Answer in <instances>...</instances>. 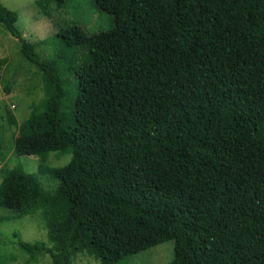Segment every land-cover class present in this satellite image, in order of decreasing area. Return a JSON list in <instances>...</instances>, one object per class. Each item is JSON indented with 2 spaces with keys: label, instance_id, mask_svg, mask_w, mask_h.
Masks as SVG:
<instances>
[{
  "label": "trees",
  "instance_id": "16d2710c",
  "mask_svg": "<svg viewBox=\"0 0 264 264\" xmlns=\"http://www.w3.org/2000/svg\"><path fill=\"white\" fill-rule=\"evenodd\" d=\"M67 1L36 3L56 31L45 58L0 1L43 84L26 120L7 113L14 152L57 183L1 173L0 208L45 222L51 246L17 239L27 264H121L168 241L170 264H264V0H94L114 19L94 35L57 24Z\"/></svg>",
  "mask_w": 264,
  "mask_h": 264
},
{
  "label": "rangeland",
  "instance_id": "374dc122",
  "mask_svg": "<svg viewBox=\"0 0 264 264\" xmlns=\"http://www.w3.org/2000/svg\"><path fill=\"white\" fill-rule=\"evenodd\" d=\"M1 3L15 12L18 20L15 27L24 39L33 44L42 41L37 52L41 58L54 54L58 49L53 41L55 28L50 19L44 16L36 3L38 0H0ZM53 18L61 27L72 23L82 27L89 35L106 32L114 27L111 14L100 10L94 0H69L61 9L50 6ZM21 42L14 38L0 24V141L4 144L5 158L0 164L1 173L5 169L21 166L26 172L36 175L49 190H54L57 183L48 182L47 177L39 172L40 162L37 157L21 155L14 152L15 137L18 129L8 123V111L18 123L30 115V105L42 97V77L39 71L20 54ZM71 153L57 156L52 152L48 157V165L63 167L71 160ZM0 264H27L28 255L17 245V239L35 243L45 242L49 246L45 222L41 212L33 216L15 218L14 212L0 208ZM174 259L172 241L130 256L121 264H170ZM51 264V258L44 254L37 263ZM73 264H98L93 258L79 254Z\"/></svg>",
  "mask_w": 264,
  "mask_h": 264
}]
</instances>
